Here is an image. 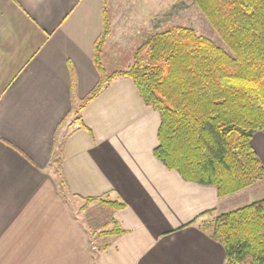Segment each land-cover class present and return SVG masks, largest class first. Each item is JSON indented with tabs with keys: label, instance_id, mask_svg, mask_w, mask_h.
I'll return each mask as SVG.
<instances>
[{
	"label": "crops",
	"instance_id": "1",
	"mask_svg": "<svg viewBox=\"0 0 264 264\" xmlns=\"http://www.w3.org/2000/svg\"><path fill=\"white\" fill-rule=\"evenodd\" d=\"M100 30L101 0H0V264H223L202 225L239 191L219 197L153 155L159 112L131 79L83 107L89 129L73 121L98 80ZM250 142L264 168V132ZM254 185L249 202L264 177ZM87 197L127 203L111 210L124 232H103L97 250L73 206Z\"/></svg>",
	"mask_w": 264,
	"mask_h": 264
},
{
	"label": "trees",
	"instance_id": "2",
	"mask_svg": "<svg viewBox=\"0 0 264 264\" xmlns=\"http://www.w3.org/2000/svg\"><path fill=\"white\" fill-rule=\"evenodd\" d=\"M226 49L192 27L172 25L151 34L127 68L108 72L101 54L110 34L107 0H101V30L93 43L98 80L78 101L83 107L113 80L135 84L143 102L159 112L153 155L185 180L213 185L219 197L262 181L264 168L251 136L264 132V0H192ZM61 148L53 151L60 160ZM63 189L65 183L60 181ZM99 200L110 210L125 201ZM104 231L121 234L117 221ZM224 247L223 264H264V190L254 200L220 210L209 224Z\"/></svg>",
	"mask_w": 264,
	"mask_h": 264
},
{
	"label": "rangeland",
	"instance_id": "3",
	"mask_svg": "<svg viewBox=\"0 0 264 264\" xmlns=\"http://www.w3.org/2000/svg\"><path fill=\"white\" fill-rule=\"evenodd\" d=\"M107 12L111 31L106 50H102L101 61L108 72L130 66L136 48L146 38L172 25L192 27L197 33L226 49L219 35L192 0H107ZM255 186L253 184L251 187ZM243 189L225 200L227 206L233 208L249 202L253 188L248 192ZM97 201L90 208L87 202H73V206L80 212L79 220L88 230L90 243H97L96 250L101 246L98 237L113 226L111 210Z\"/></svg>",
	"mask_w": 264,
	"mask_h": 264
}]
</instances>
